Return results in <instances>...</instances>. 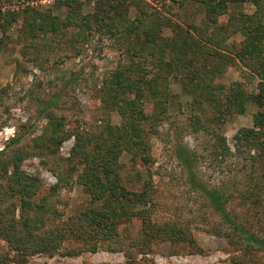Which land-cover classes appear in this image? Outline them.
Masks as SVG:
<instances>
[{
    "label": "rangeland",
    "instance_id": "rangeland-1",
    "mask_svg": "<svg viewBox=\"0 0 264 264\" xmlns=\"http://www.w3.org/2000/svg\"><path fill=\"white\" fill-rule=\"evenodd\" d=\"M133 1L0 0V264H264V153L234 140L264 121V0H136L171 22L154 56Z\"/></svg>",
    "mask_w": 264,
    "mask_h": 264
},
{
    "label": "trees",
    "instance_id": "trees-1",
    "mask_svg": "<svg viewBox=\"0 0 264 264\" xmlns=\"http://www.w3.org/2000/svg\"><path fill=\"white\" fill-rule=\"evenodd\" d=\"M122 1H125V0H122ZM166 1L175 3V0H166ZM199 2H200V4L207 5L204 0H199ZM132 6L135 7V9L138 13L137 18L135 19V23L134 22H127L125 20L122 21V23L125 26L120 29L121 31H123V32L120 31V33H123L126 36H133L134 39L137 41L136 43L140 46L141 49L146 48L148 52H154L153 53V56H154L156 51L157 50L159 51L160 45L162 43L168 42L167 39H165L164 37L161 36L162 35L161 33H162L163 29H165V28L168 29V27H171V22H169V20L166 18L160 17V15H158L157 12L151 11V7L149 8V6H147L143 2L134 0ZM118 7H119L118 3L113 4V3H109L108 1H106L104 9L100 13V14H106L108 11L111 14V17H109L107 20L102 19L103 22L105 23L104 27L106 29H109V30L115 29L113 26H114V24H116L118 22L117 19H118V15L120 12ZM221 7H224V5L221 4ZM21 14L20 15L18 14V16H16V18H19V20L22 21L21 27H24V23H25L28 28L32 27L36 32H38L42 29H45L47 27L53 32L55 30L54 28H57L56 25H58V24H56L54 22H52L50 27H49L47 21L45 20L46 19L45 17L39 16V18H38L36 16L35 17L31 16L32 17L31 18V17H26V15H25L26 13H21ZM113 15H115V17H113ZM14 18H15V16H14ZM36 18H38V19H36ZM35 21H43V24L39 25ZM52 21H54V19H52ZM105 21H107V22H105ZM94 22L99 23V19L94 17ZM59 28H61V27H59ZM124 31H125V33H124ZM177 63L179 64L180 61H177ZM119 77H121V76H119ZM116 78H118V77H116ZM117 84H118V86H121L124 83L122 82V80L120 78H118ZM253 99H255L256 103L261 105L260 97H253ZM263 122H264L263 120L255 119L254 129L239 131L236 134V136L234 137L235 142L238 145H245L248 148H251L254 145H256L264 153V143L261 141L262 134L259 132V131L264 129ZM256 130H258V131H256ZM254 160L255 159H252V161H254ZM262 163L264 164V160L262 161ZM27 182H30L31 184H33L35 181L34 180H28ZM26 187L30 188L31 186L28 185ZM250 192H251V195L248 197H252L254 195L253 190ZM206 194L208 196L209 201L214 206H216V207H218V209H221L222 211H224L225 202L223 200V195H221L220 193L215 192V191L206 192ZM222 215H223V218H224L226 225H228L229 227H231L237 231H243L244 230L239 224H237L235 221H232L229 218L227 213L222 212ZM105 221L106 220L98 219L96 221V223H98V222L104 223ZM29 223L30 222L25 221L23 225H27ZM30 229H31V227H27V228H25V231L30 232ZM82 232H83V229H82ZM248 238L250 239L251 244H253L259 248L264 249V240H260L255 236H248ZM31 239L33 241H36V242L32 243V246L30 248L31 249L32 248L37 249L39 253L44 252L46 254H49L55 250V249H53V245L55 244L54 240H50V241L41 240V239L40 240H34L33 235L31 236ZM91 251H94V249H92Z\"/></svg>",
    "mask_w": 264,
    "mask_h": 264
}]
</instances>
